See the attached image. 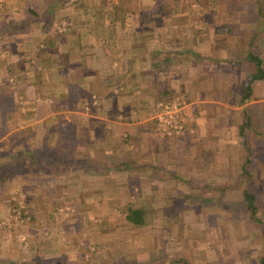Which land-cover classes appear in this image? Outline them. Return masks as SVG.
<instances>
[{"label":"crops","instance_id":"obj_1","mask_svg":"<svg viewBox=\"0 0 264 264\" xmlns=\"http://www.w3.org/2000/svg\"><path fill=\"white\" fill-rule=\"evenodd\" d=\"M189 2L0 0V57L6 53L0 60V164L16 148L68 147L28 178L54 182L43 194L72 201L77 212L108 214L102 229L112 230L119 212H158L159 197L171 196L175 179L216 180L218 173L221 180L230 162L214 150L232 128L221 118L248 104L264 83L252 81L240 103L250 75L246 53H262L264 69V16L244 19L237 6L229 13L194 14L186 10ZM20 94L24 103L17 105ZM173 99L183 104L184 121L166 135L154 114L159 103ZM20 113L22 124L15 126ZM210 140L219 142L216 148H202ZM202 150H209L206 158ZM19 178L11 175L7 185ZM5 192L0 189V203ZM124 222L130 226L122 228L137 229L144 220L141 214L140 225ZM129 233L115 245H129ZM32 240L19 258L0 248V264H58L57 239L36 241L37 252ZM137 243L135 251L142 248Z\"/></svg>","mask_w":264,"mask_h":264},{"label":"rangeland","instance_id":"obj_2","mask_svg":"<svg viewBox=\"0 0 264 264\" xmlns=\"http://www.w3.org/2000/svg\"><path fill=\"white\" fill-rule=\"evenodd\" d=\"M213 1L191 0L186 10L194 14L204 12L212 15L229 13L234 6H237L242 8L244 19L253 21L257 17L264 16L262 10L257 9V4L264 8V0H217L216 3ZM203 3L207 6L204 7ZM253 53L262 55L254 51ZM4 54L6 53L1 54L3 56L0 57L1 62L5 60ZM1 71L4 74V69ZM6 81L12 85L10 81L15 80L8 78ZM256 87L259 90L248 104H240L236 113L234 109L232 111L234 114L228 118H221V122L232 126L231 132L224 134L226 138L221 141L222 147L216 148L214 145L219 142L214 140L206 141V145H202V148L215 147L216 154H214L230 162L229 167L223 168L221 180L218 173L216 180L214 178L213 180L175 179L172 182L174 190L170 192L171 196L159 197L158 212L142 213L144 220L142 228H135L136 230L122 228L130 225L124 222L125 214L119 212L114 214L116 223L115 229L112 230L102 229V216L108 214L93 213L87 216L77 212L70 200L57 202L55 195L48 197L43 194L48 184L51 183V187H54V182L48 183L37 177L30 180L28 177L35 176L29 172L21 175L9 186L7 182L1 188L6 192L0 203V248L4 249V252L7 249L8 254L13 253L19 258L30 246L28 244L30 238L33 239L35 252L38 251L35 249L36 246L44 244L42 242L47 243L57 239V243L62 247L60 253L62 257L58 264H130L135 259L137 263L149 264H260L261 262L264 264V236L260 231V225L248 219L247 213L241 206L240 195L243 186L254 192L257 200V215L264 226V83H258ZM20 97L21 94L17 96V105L24 103V98ZM18 100L22 103H18ZM242 110L249 111L252 119L244 128V139L238 132L236 134L234 129L244 120ZM21 114L16 116L15 126L22 124ZM232 137L237 142H234ZM243 140L250 152L249 162L245 164L251 176L250 179L247 178L248 181L245 180L243 173L241 174L240 168L245 153ZM19 149L22 148H16ZM202 151L206 158L209 150ZM207 168L210 169L208 165ZM211 168L216 169V166ZM205 176L212 178L216 175L206 172ZM160 193L163 194L162 191ZM142 201L149 203L151 200L143 198ZM63 207H67V210H58ZM12 213L19 214L21 219L9 221L8 225L2 224L1 221H6L8 215ZM87 224L91 230L85 228ZM75 228L79 232V240L74 236ZM128 231L132 232L129 233L128 238L131 243L115 245V240L120 243L127 240L123 236ZM111 234L117 235L111 238ZM137 240V244L141 242L139 245H142V248L135 251L133 243ZM6 241L8 244H5Z\"/></svg>","mask_w":264,"mask_h":264},{"label":"trees","instance_id":"obj_3","mask_svg":"<svg viewBox=\"0 0 264 264\" xmlns=\"http://www.w3.org/2000/svg\"><path fill=\"white\" fill-rule=\"evenodd\" d=\"M246 60L248 64L250 65V75L248 82L244 84L240 103H245L250 95L251 91V82L255 80H263L264 79V69L261 67V60L258 57V55L250 52L246 53ZM244 120L240 123L238 126V134L239 136L244 139V128L249 125V121H251V117L249 116V111L242 110ZM44 147L41 149H19L15 151L12 156L10 157L9 161L5 162L4 164H0V189L3 188L6 183L7 179L11 175L15 176H21L23 174H26L28 172L34 173L39 172L41 169H47L42 162L47 161L48 159H53L57 152L61 154L62 152H66L68 147L64 148V146L61 147ZM243 147L245 149L244 153V160L242 161L240 168H241V174L245 176V180L247 178L250 179V173H248L247 168L245 164L249 162V154L248 147L246 146L244 140H243ZM48 153H51L49 155ZM64 156L68 155L67 153H63ZM50 159V160H51ZM251 159V158H250ZM41 162V164H40ZM241 195V206L244 209V211L247 213V217L250 221L258 223L260 225V231L262 235L264 236V226L262 224V221L257 215V200L255 197L254 192L250 191L247 187L243 186L240 190ZM141 212L137 209H128V212L125 214V219L131 222L133 225H140L141 224ZM262 261V259H261ZM262 263V262H261ZM260 263V264H261ZM130 264H149V263H137V262H130Z\"/></svg>","mask_w":264,"mask_h":264},{"label":"built area","instance_id":"obj_4","mask_svg":"<svg viewBox=\"0 0 264 264\" xmlns=\"http://www.w3.org/2000/svg\"><path fill=\"white\" fill-rule=\"evenodd\" d=\"M184 121V107L178 100H169L161 102L157 106V111L154 114V123L156 128L163 134H176L181 128ZM67 210V207L59 208L58 210ZM19 213V212H18ZM21 219L19 214H9L6 221H1L2 224L8 225L9 221Z\"/></svg>","mask_w":264,"mask_h":264}]
</instances>
